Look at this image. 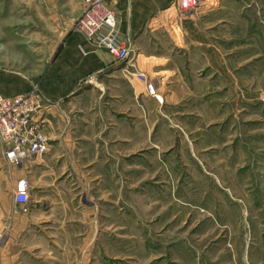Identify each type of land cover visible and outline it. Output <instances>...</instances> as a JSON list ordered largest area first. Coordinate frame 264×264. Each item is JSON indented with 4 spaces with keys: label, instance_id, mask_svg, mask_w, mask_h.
I'll use <instances>...</instances> for the list:
<instances>
[{
    "label": "crops",
    "instance_id": "crops-1",
    "mask_svg": "<svg viewBox=\"0 0 264 264\" xmlns=\"http://www.w3.org/2000/svg\"><path fill=\"white\" fill-rule=\"evenodd\" d=\"M115 2L129 48L124 61L69 29L40 76L0 73V94L35 87L52 104L42 118L51 144L45 154L19 168L7 164L0 146V264H99L96 245L87 250L95 235L87 229L101 220L93 212L101 192L111 191L103 176H111L118 143L133 149L130 135L115 136L119 128L132 135L135 105L149 121L153 112L181 111L198 98L212 106L214 96L227 104L257 96L240 82L247 66L264 63V0H211L184 16L177 0ZM127 69L143 72L165 105L151 104ZM22 177L29 181L24 206L7 198Z\"/></svg>",
    "mask_w": 264,
    "mask_h": 264
},
{
    "label": "rangeland",
    "instance_id": "rangeland-1",
    "mask_svg": "<svg viewBox=\"0 0 264 264\" xmlns=\"http://www.w3.org/2000/svg\"><path fill=\"white\" fill-rule=\"evenodd\" d=\"M101 1L116 16L115 0ZM83 9L84 0H0V73L40 76L66 31L85 38ZM244 77L255 98H198L149 121L135 105L132 135L115 136L130 135L133 149L118 143L103 176L111 191L93 212L101 220L87 229L99 264H264V63ZM158 94L151 104L161 107Z\"/></svg>",
    "mask_w": 264,
    "mask_h": 264
},
{
    "label": "built area",
    "instance_id": "built-area-1",
    "mask_svg": "<svg viewBox=\"0 0 264 264\" xmlns=\"http://www.w3.org/2000/svg\"><path fill=\"white\" fill-rule=\"evenodd\" d=\"M203 0H177V11L188 15L204 5ZM79 28L86 40L105 48L118 60H125L129 48L117 28L115 13L106 8L101 0H84L83 14ZM130 76L144 84L149 96L161 102L154 84L140 71L127 69ZM259 100L264 102V92ZM35 87L26 92L11 95L0 94V146L7 164L14 167H28L33 158L50 149L48 136L42 129V118L51 106ZM13 201L22 206L28 204L29 181L19 178L12 192Z\"/></svg>",
    "mask_w": 264,
    "mask_h": 264
}]
</instances>
